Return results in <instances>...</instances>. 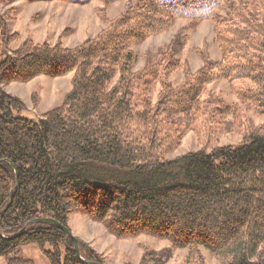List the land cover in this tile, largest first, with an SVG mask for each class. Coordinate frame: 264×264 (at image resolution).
I'll use <instances>...</instances> for the list:
<instances>
[{"label":"trees","instance_id":"obj_1","mask_svg":"<svg viewBox=\"0 0 264 264\" xmlns=\"http://www.w3.org/2000/svg\"><path fill=\"white\" fill-rule=\"evenodd\" d=\"M178 18L212 19L222 59L206 60L174 85L177 40L139 70L133 47ZM106 23L75 47L26 40L8 50L0 11V256L7 264H35L23 246L49 244L51 264H85L58 226L28 224L51 217L68 226L80 208L119 238L146 234L192 255L205 247L223 264H264V125L237 145L167 157L189 130L218 121L223 101L204 98L213 81H228L242 101L235 117L264 115V0H129ZM70 72L63 104L39 118L19 115L24 102L2 88ZM80 251L104 263L84 242ZM170 256V249L147 252L141 264H165Z\"/></svg>","mask_w":264,"mask_h":264},{"label":"rangeland","instance_id":"obj_2","mask_svg":"<svg viewBox=\"0 0 264 264\" xmlns=\"http://www.w3.org/2000/svg\"><path fill=\"white\" fill-rule=\"evenodd\" d=\"M128 2L92 0L79 4L65 0H10L8 4L0 3L10 36L7 49L14 50L26 40L51 44L61 41L64 46L75 47L96 37L107 26L106 20L121 14ZM176 40L180 46L176 47L175 57L180 60L181 66L169 77L174 85L183 83L188 73L198 72L206 60L222 59L212 19L198 22L178 18L170 29L151 35L133 47L137 55L135 69H142L159 51H168ZM5 47V44L0 43V62L5 57ZM73 76L74 72L58 77L40 75L26 82L3 84L2 88L24 102L25 109L19 115L39 118L63 104L72 89ZM160 88L157 85L152 90L153 102L157 101ZM209 97L223 101L218 121L204 122L198 130H189L167 157L174 158L200 149L211 150L217 146L237 145L250 130L264 125V115L254 110L245 111L239 118L235 117L234 109H242V101L232 91L228 81L216 80L208 84L204 98ZM68 227L81 242L88 244L103 258L104 264H141L147 252L166 249L171 250V256L165 264H223L205 247L192 255L188 248H173L169 240L151 235L119 238L80 208L70 214ZM44 249H51V246L47 244L42 248L38 243H29L23 246L22 254L35 264H51ZM0 264H7L4 256H0Z\"/></svg>","mask_w":264,"mask_h":264},{"label":"water","instance_id":"obj_3","mask_svg":"<svg viewBox=\"0 0 264 264\" xmlns=\"http://www.w3.org/2000/svg\"><path fill=\"white\" fill-rule=\"evenodd\" d=\"M16 175L18 176V173H17V170H16ZM18 185V184H17ZM11 204V202L9 203V205ZM35 222H39V223H52L56 226H58L60 229H62L66 235L68 237H70L71 239H73V241L75 242V249L81 259V261L85 264H104V263H101V262H98V261H94V260H88L87 258H85L81 251H80V239L77 238L71 231V229L66 226L65 224L61 223L60 221H58L57 219H54V218H51V217H43V218H37L35 220H32L30 221L28 224L30 223H35ZM27 224V225H28ZM21 232H19L17 235H19ZM2 235V234H0ZM3 236V235H2Z\"/></svg>","mask_w":264,"mask_h":264}]
</instances>
